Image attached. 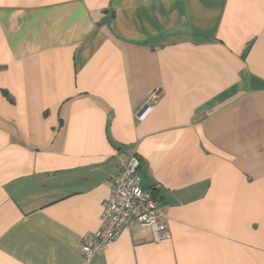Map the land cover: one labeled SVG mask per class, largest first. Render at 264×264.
Wrapping results in <instances>:
<instances>
[{"label":"crops","instance_id":"obj_1","mask_svg":"<svg viewBox=\"0 0 264 264\" xmlns=\"http://www.w3.org/2000/svg\"><path fill=\"white\" fill-rule=\"evenodd\" d=\"M132 154L171 236L86 261ZM0 264H264V0H0Z\"/></svg>","mask_w":264,"mask_h":264},{"label":"built area","instance_id":"obj_2","mask_svg":"<svg viewBox=\"0 0 264 264\" xmlns=\"http://www.w3.org/2000/svg\"><path fill=\"white\" fill-rule=\"evenodd\" d=\"M129 221L149 229L156 242L171 236L166 211L153 189L145 186L141 159L136 154L131 155L129 161L113 178L111 195L101 216V226L82 237L85 260L90 261L95 254L118 239Z\"/></svg>","mask_w":264,"mask_h":264},{"label":"trees","instance_id":"obj_3","mask_svg":"<svg viewBox=\"0 0 264 264\" xmlns=\"http://www.w3.org/2000/svg\"><path fill=\"white\" fill-rule=\"evenodd\" d=\"M152 189L155 192V195L158 196L157 189L156 188H152Z\"/></svg>","mask_w":264,"mask_h":264},{"label":"water","instance_id":"obj_4","mask_svg":"<svg viewBox=\"0 0 264 264\" xmlns=\"http://www.w3.org/2000/svg\"><path fill=\"white\" fill-rule=\"evenodd\" d=\"M149 105H145V107L143 108V112L148 108Z\"/></svg>","mask_w":264,"mask_h":264}]
</instances>
